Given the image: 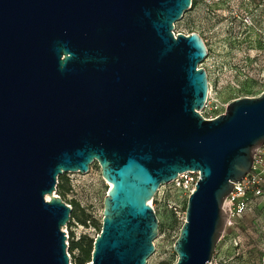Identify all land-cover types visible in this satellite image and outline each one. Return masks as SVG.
<instances>
[{
    "label": "water",
    "instance_id": "1",
    "mask_svg": "<svg viewBox=\"0 0 264 264\" xmlns=\"http://www.w3.org/2000/svg\"><path fill=\"white\" fill-rule=\"evenodd\" d=\"M191 3L0 0V264H77L81 237L84 264H146L149 201L185 172L199 179L175 264H211L223 202L264 144V92L199 115L206 47L172 33Z\"/></svg>",
    "mask_w": 264,
    "mask_h": 264
},
{
    "label": "rangeland",
    "instance_id": "2",
    "mask_svg": "<svg viewBox=\"0 0 264 264\" xmlns=\"http://www.w3.org/2000/svg\"><path fill=\"white\" fill-rule=\"evenodd\" d=\"M173 31L201 37L206 56L199 66L220 104L264 92V0H192ZM149 204L158 231L146 264H175L172 247L180 224L173 209L184 210L186 201L165 185ZM211 264H264V183L262 196L225 228Z\"/></svg>",
    "mask_w": 264,
    "mask_h": 264
},
{
    "label": "built area",
    "instance_id": "3",
    "mask_svg": "<svg viewBox=\"0 0 264 264\" xmlns=\"http://www.w3.org/2000/svg\"><path fill=\"white\" fill-rule=\"evenodd\" d=\"M172 33L175 37L174 31ZM226 105L220 104L208 83L207 98L198 113L204 120H212L224 113ZM198 179V172H185L178 174L167 186L176 190L182 199L186 201L193 192ZM262 183H264V144L256 149L250 171L238 183L232 185L231 192L223 202L222 210L226 217L227 226L234 224L236 220L249 210L252 201L262 196ZM149 206L152 208L150 204ZM173 211L181 227L184 222V210L182 208H174Z\"/></svg>",
    "mask_w": 264,
    "mask_h": 264
},
{
    "label": "trees",
    "instance_id": "4",
    "mask_svg": "<svg viewBox=\"0 0 264 264\" xmlns=\"http://www.w3.org/2000/svg\"><path fill=\"white\" fill-rule=\"evenodd\" d=\"M63 175L58 176L57 178V184L55 187V193L59 196V198H61V196L63 195V191H62V185L64 184V179H63ZM75 218V214H74V209H71L70 215H69V222L67 224V227H70V225H72V221ZM77 221L81 224L84 225L85 221L84 220H80L77 218ZM101 229V227H99V230ZM92 240L90 239H86L85 237H81L79 240L77 241H73L71 240L70 243H68V247H67V252L72 253L74 250H78L79 251V258L76 259L77 264H84V263H89L90 262V258H91V252H92Z\"/></svg>",
    "mask_w": 264,
    "mask_h": 264
}]
</instances>
